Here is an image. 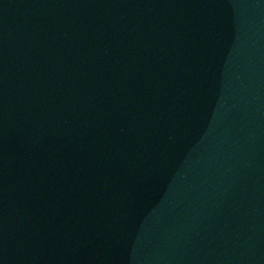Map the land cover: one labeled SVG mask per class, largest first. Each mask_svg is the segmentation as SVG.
Here are the masks:
<instances>
[{
	"label": "water",
	"instance_id": "1",
	"mask_svg": "<svg viewBox=\"0 0 264 264\" xmlns=\"http://www.w3.org/2000/svg\"><path fill=\"white\" fill-rule=\"evenodd\" d=\"M242 106L264 148V0H172Z\"/></svg>",
	"mask_w": 264,
	"mask_h": 264
}]
</instances>
